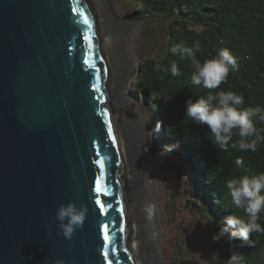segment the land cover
<instances>
[{
	"label": "water",
	"instance_id": "95a60500",
	"mask_svg": "<svg viewBox=\"0 0 264 264\" xmlns=\"http://www.w3.org/2000/svg\"><path fill=\"white\" fill-rule=\"evenodd\" d=\"M116 27L106 0H0V264H107L104 224L112 264H134ZM69 201L88 209L70 240L55 220Z\"/></svg>",
	"mask_w": 264,
	"mask_h": 264
},
{
	"label": "trees",
	"instance_id": "16d2710c",
	"mask_svg": "<svg viewBox=\"0 0 264 264\" xmlns=\"http://www.w3.org/2000/svg\"><path fill=\"white\" fill-rule=\"evenodd\" d=\"M131 1L141 16L148 18L140 37L141 51L145 54L147 47L153 50L143 55L132 86L134 93L142 94L147 101L153 129L157 130L159 123L158 130L163 142L172 147L171 152L188 167L192 165L194 175L190 180L196 203L212 204L211 211L206 212L209 226L217 232L219 226H227L230 215L247 221L244 210L231 203L226 183L234 177L264 173V139L257 140L255 152L232 148L237 136L227 150H221L212 143L207 126L186 118L185 101L206 97L209 90L191 83L195 69L192 58L183 50L200 41L202 48L196 58L203 62L221 48L229 49L237 58L238 71L230 72L227 81L211 91H233L242 96L241 108L264 107V0ZM172 62L178 64L182 75H171ZM156 65L161 66L159 71ZM254 123L264 137V122ZM172 141L174 144H169ZM237 158L243 160L240 167L235 163ZM257 223L264 227V215ZM250 239L252 247L240 246L239 240L230 242L232 248L227 253L233 264H264V231L251 233Z\"/></svg>",
	"mask_w": 264,
	"mask_h": 264
},
{
	"label": "rangeland",
	"instance_id": "374dc122",
	"mask_svg": "<svg viewBox=\"0 0 264 264\" xmlns=\"http://www.w3.org/2000/svg\"><path fill=\"white\" fill-rule=\"evenodd\" d=\"M106 2L116 19L124 87L129 202L137 220L132 222L134 264H227V251L232 246L229 242L227 250L221 252L222 240L214 242L211 238L216 230L209 226L206 212L211 211L212 204L196 203L190 180L194 175L192 165L188 167L171 151L162 153L169 146L160 130L153 129L147 101L132 87L143 55L153 53L149 47L144 49L145 54L140 48L148 18L141 16L131 0ZM139 158L143 163L136 161Z\"/></svg>",
	"mask_w": 264,
	"mask_h": 264
},
{
	"label": "clouds",
	"instance_id": "9594fccd",
	"mask_svg": "<svg viewBox=\"0 0 264 264\" xmlns=\"http://www.w3.org/2000/svg\"><path fill=\"white\" fill-rule=\"evenodd\" d=\"M200 41H194L191 48H185L194 65V73L191 76V83L209 90L206 97L193 101L191 98L185 101L184 115L189 120L207 126L212 143L221 150H227L233 137L238 139L231 143V147L239 151L257 150V140L261 137V130L255 127V121L264 122V107L259 105L252 108H241L243 97L233 91L220 90L213 93L211 90L218 89L226 82L230 72L238 71L237 58L227 48H221L217 54L201 62L196 58V53L201 51ZM173 51H175L173 49ZM160 65H156L159 71ZM170 72L173 77L182 75L176 62H172ZM151 118V117H150ZM150 120V119H149ZM159 129V123L156 126ZM164 133V132H163ZM255 137V139H250ZM171 148H166L162 153H168ZM237 167L243 165V160L237 158ZM231 197V203L243 209L249 219L230 215L226 218L227 226H219L216 233L212 235L214 242L225 238L231 242L239 240L240 246L252 247L251 233L262 232L264 227L257 223L260 216L264 215V173L255 176L242 175L239 178H232L226 183ZM88 209L84 205L79 207L74 201L67 204H60L55 210V220L60 233L65 239H71L74 231L82 227ZM231 229V230H230ZM55 264H64L62 259L55 261ZM227 264H233L232 258Z\"/></svg>",
	"mask_w": 264,
	"mask_h": 264
},
{
	"label": "snow or ice",
	"instance_id": "6c2138e0",
	"mask_svg": "<svg viewBox=\"0 0 264 264\" xmlns=\"http://www.w3.org/2000/svg\"><path fill=\"white\" fill-rule=\"evenodd\" d=\"M73 11L75 12L76 9H73ZM79 15L83 17V23L87 26L90 27V23L88 18L84 15L83 10H81L79 12ZM84 39L85 41L90 42V37L87 35V33H85L84 35ZM89 46L90 43H89ZM84 62L87 64L88 63V55L87 53L85 54V60ZM94 88L96 87L95 85L93 86ZM105 116H107V113H104ZM108 131H109V135L111 136V132H112V128L111 125H108ZM97 155V159L95 160V164L98 167V175L95 178V187H94V192L96 193V204L100 207V213L103 215L105 213V205L101 200V196H107L109 195V191L106 187L103 186V182L105 180V161L102 157V154L98 151L96 153ZM108 207H111V204L108 205ZM101 231L103 233V247L105 249L103 255L105 257V260L107 262V264H112L111 260L109 259V252L108 249L110 248V239H109V227L107 224L102 225ZM121 231H123V229L121 228ZM116 248L111 247V253L114 255L116 253Z\"/></svg>",
	"mask_w": 264,
	"mask_h": 264
},
{
	"label": "bare ground",
	"instance_id": "6f19581e",
	"mask_svg": "<svg viewBox=\"0 0 264 264\" xmlns=\"http://www.w3.org/2000/svg\"><path fill=\"white\" fill-rule=\"evenodd\" d=\"M134 160V159H133ZM136 161L138 162V163H143V162H141V159L139 158V159H136ZM129 163L127 162V165H128ZM130 165V164H129ZM129 165H128V167H129ZM132 166H134V162L132 163ZM134 168V167H133ZM130 170H132L131 168H130ZM128 202H129V200H128ZM131 208V214H130V216H131V219H132V222H134L136 219H135V211H134V209H133V207L131 206V203L129 202V209ZM137 221V220H136ZM137 225V224H136ZM135 242L137 241V235L135 236ZM134 244V243H133ZM139 253V252H138ZM134 250H133V259H134ZM145 262V261H144ZM139 264V263H138Z\"/></svg>",
	"mask_w": 264,
	"mask_h": 264
}]
</instances>
